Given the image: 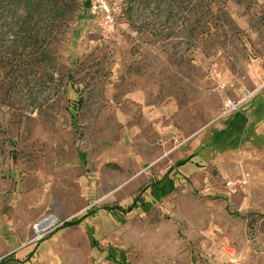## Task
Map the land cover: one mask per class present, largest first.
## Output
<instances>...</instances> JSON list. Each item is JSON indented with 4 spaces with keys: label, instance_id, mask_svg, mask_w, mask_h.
Listing matches in <instances>:
<instances>
[{
    "label": "rangeland",
    "instance_id": "374dc122",
    "mask_svg": "<svg viewBox=\"0 0 264 264\" xmlns=\"http://www.w3.org/2000/svg\"><path fill=\"white\" fill-rule=\"evenodd\" d=\"M45 1L0 0V264H264V0Z\"/></svg>",
    "mask_w": 264,
    "mask_h": 264
},
{
    "label": "built area",
    "instance_id": "2783aa9c",
    "mask_svg": "<svg viewBox=\"0 0 264 264\" xmlns=\"http://www.w3.org/2000/svg\"><path fill=\"white\" fill-rule=\"evenodd\" d=\"M91 7L94 10H97L99 8V10H101V12H103L105 14V18L106 19H111L112 17V11L111 8L107 5V3L105 2V0H89ZM108 24V23H107ZM239 102H232L230 100H228L225 103V107L223 110V115H228L230 114L232 111H235L238 107Z\"/></svg>",
    "mask_w": 264,
    "mask_h": 264
},
{
    "label": "trees",
    "instance_id": "16d2710c",
    "mask_svg": "<svg viewBox=\"0 0 264 264\" xmlns=\"http://www.w3.org/2000/svg\"><path fill=\"white\" fill-rule=\"evenodd\" d=\"M25 1H26V0H25ZM30 1H35L36 3L40 4L39 6L43 7L44 9H46V8L49 7V6L47 5V3H46L45 0H29V3H30ZM87 2H89V1H87ZM85 5H86V7H87V6L90 5V4L85 3ZM34 14H35V13H34L33 11H31V10L28 11V15H29V17H33ZM191 159H192V156H191L189 159L180 162V163L178 164V166H176V168H177V167H181V166H185L188 162H190Z\"/></svg>",
    "mask_w": 264,
    "mask_h": 264
},
{
    "label": "bare ground",
    "instance_id": "6f19581e",
    "mask_svg": "<svg viewBox=\"0 0 264 264\" xmlns=\"http://www.w3.org/2000/svg\"><path fill=\"white\" fill-rule=\"evenodd\" d=\"M52 225V221L51 220H46L44 222H42L40 225H38L35 229L39 232V231H44L46 230V228L50 227Z\"/></svg>",
    "mask_w": 264,
    "mask_h": 264
}]
</instances>
